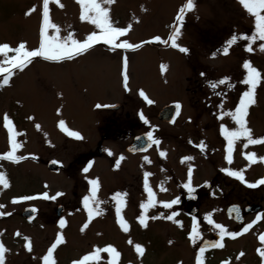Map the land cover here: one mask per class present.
Segmentation results:
<instances>
[{
  "label": "rangeland",
  "instance_id": "rangeland-1",
  "mask_svg": "<svg viewBox=\"0 0 264 264\" xmlns=\"http://www.w3.org/2000/svg\"><path fill=\"white\" fill-rule=\"evenodd\" d=\"M98 2L108 9L110 23L114 27L127 30L116 38L115 43L128 42L136 45L137 51L113 48L100 41L71 60L57 62L35 57L22 71L11 69L6 85H3V79L8 74L0 73V85H3L0 86V157L12 151L5 115L12 122L15 142L20 145L13 154L24 157L19 162L0 159V174L8 182L7 187L0 185V205L4 206L0 208V212L4 213L0 215V244L6 249L4 264H43V257L56 242L57 236H62L63 242L53 251L54 264H73V261L82 259L95 249L108 246L114 247L119 253L114 264H176L179 253L173 248L180 249L187 245L185 240L178 238L176 231L169 228L171 220L167 217L170 211H177V206L165 209L163 204L176 199L179 193L177 189H162L165 177L173 182L175 176L183 184H187L185 182L188 180L198 184L211 179V174L207 178L204 174L211 168L208 163L210 159L199 153L194 154L195 151L183 142L192 134L196 135L197 131L208 144L203 149L205 153L227 146L224 136L221 142L216 139L215 128L219 121L214 120V117L211 120L208 117L198 118L200 109L195 102L220 99L214 98V94L224 90H227L226 99L238 102L248 88L242 83L247 75L243 67L245 61H250L261 73L254 93L255 103L250 105L249 117L247 115L245 119L254 139L264 137V50L260 48L264 41L256 40L252 44L253 50L249 52L246 50L249 41L238 39L229 47L227 55L223 53V48L233 35L251 36L255 31V17L243 8L239 0H194V9L185 13L182 24H177L176 16L186 0ZM33 8L36 10L27 14ZM42 10L43 0H0V44L7 43L15 48L24 43L28 50L38 48ZM80 13L81 5L77 0H59V3L50 0V23L56 29L50 27L47 35L57 36L63 41L71 34L74 39L83 42L89 34H99V28L90 20L81 21ZM174 27L179 28L176 43L179 47L188 48L187 53H181L178 47L171 46L168 38ZM155 37L167 43L156 42ZM4 59L0 55V63ZM3 66L11 67L7 64ZM125 75L128 77L127 88ZM224 78H228L231 87L219 85L213 90L209 86L210 82ZM204 84L207 85L205 89L197 88ZM141 90L153 101L152 104L139 95ZM194 90L197 91L193 95ZM199 92L204 93L197 99ZM208 94L213 96L208 97ZM173 102L184 103L189 115L185 114L174 127H168L162 125L157 116L164 105ZM97 104H121L130 113L143 115L140 129L134 133L151 131L160 141L151 150V162L145 168L151 171L155 181H160L155 184L154 206L149 209L141 208L144 198L140 197L124 199V203L117 205L115 194L108 196L107 191L97 185L95 200L100 213L93 211L89 218L83 203L84 197L91 196L90 181L96 179L100 185L102 182L98 179L102 174L98 169L101 161L95 160L88 164L86 158L90 151L96 155L99 122L106 116L96 107ZM226 107L230 109L228 101ZM228 109L223 114L224 122L232 120ZM60 121H64V129H61ZM236 129L230 127V131ZM69 132H77L83 139H76ZM212 133L215 134L214 142L211 141ZM182 136L188 138L183 140ZM246 144V138H241L234 147H241L239 151L245 158L255 154L254 163L247 165L240 156L234 160L235 167L249 169L251 166L255 173L252 177H260L264 174V144H248L245 147ZM122 145L113 139L107 143V153L113 157V162ZM164 152L168 161L161 155ZM188 154H194L197 168L182 166L180 161L178 163L179 157ZM52 160L63 165V171L58 175L46 168L47 162ZM129 170L127 175H122L127 176L128 180L108 190L128 188L130 194L138 193V187L143 186V179L139 170L134 167ZM243 171L246 173V170ZM44 193L49 196L57 193L63 195L55 200H45ZM125 194L128 195L126 191ZM25 196L37 198L22 199ZM13 200L17 202L13 203ZM132 203L137 206L133 209L122 208ZM59 206L65 208L60 219L65 221L63 228L55 214ZM27 207L38 210V217L30 223H26L21 216ZM89 207L94 208L95 205L90 202ZM116 207L121 210L119 218L128 225L127 232L120 227ZM141 215L146 226L139 223ZM150 220L157 224L159 238ZM85 224L87 228H84ZM29 241L31 251L25 247ZM137 244L144 249L142 255L136 251ZM110 261V254L101 252L97 260L89 261L88 264H109Z\"/></svg>",
  "mask_w": 264,
  "mask_h": 264
},
{
  "label": "flooded vegetation",
  "instance_id": "flooded-vegetation-1",
  "mask_svg": "<svg viewBox=\"0 0 264 264\" xmlns=\"http://www.w3.org/2000/svg\"><path fill=\"white\" fill-rule=\"evenodd\" d=\"M205 87H207L206 84L197 88L203 90ZM196 91L197 90H194L192 94L194 95ZM202 93L204 92H199L197 99L203 95ZM232 94L233 93H231V95ZM207 96L211 97L213 94H208ZM216 97H220V99L215 100L210 98V100L205 102H198L196 100L195 103L197 108L200 109L198 118L202 119L208 117V119L211 120V118L214 117V120L219 121L215 129L217 131L216 139L217 141L221 142L223 138V135L220 132L221 125L226 126L228 130H230V127L238 128V125L235 124L233 119H228L227 122L222 120L224 117L223 114L227 113L226 110L228 109L226 107V103L227 101L229 102L230 109L228 110L229 113L230 110L232 113L234 112L235 107L238 106L240 98L238 99V102L226 99L227 90H224L221 93L218 91V93L214 94V98ZM173 104H179L180 106L178 109L179 113L176 116L174 123L160 121L159 115L162 109ZM108 106L111 107L115 105ZM109 107L100 108V112L102 114H106V116L103 121L99 122V142L96 144V155L90 151V153L86 156L88 164L89 162H94L95 160L101 161L99 163L100 166H98V169L100 172L102 171V174L98 179H101L102 182L101 185L98 184V187L100 189H105L108 196H111L112 193H125L126 191L128 195L123 196L122 200H130L134 197L144 198V202L141 204L148 202V191H151L154 201V195L156 193L155 184L160 183V181H155L151 171L145 168L149 167L147 164L149 161L151 162V150H153L154 146L158 144H153L152 147H147L148 145L146 144L148 142V131H142L141 133L137 134L134 133L136 129H140V122L142 120L141 116L127 111L125 105L119 104V108L117 109ZM162 109L159 111L160 113L158 114L157 119L160 123H162V125L164 124L168 127H174V125L178 123V120H180L185 114L186 116L189 115V112L184 108V103L181 102H173L171 104L164 105ZM249 110L250 108L248 111ZM249 114L250 112H248V117ZM196 124L197 121H195L194 127H196ZM209 129H212V127ZM195 132L197 134H192L189 138L188 136H185V138L182 136L183 140L188 138V140H185L183 143L185 145L187 144V146L192 149V151L194 150V154L199 153L204 158H207L208 160L210 159L208 163H210L211 168L208 172H204V174L206 175V178L209 174H211V179H209L208 182H201L198 184L192 183V180H188L185 183H189L193 189V191L189 193L188 188L184 187L185 184L179 182L175 176L172 175L174 177L173 182L172 179L171 182L168 181L169 177L168 180L165 177L166 180L164 182V188H162L165 189V191L177 189L179 193L176 198L178 199V203L172 206H177V211L172 210L169 212V216L171 215L173 217L169 223V228L173 231H176L175 233L178 238L185 240L187 246L180 247V249L173 248L174 251H177L180 254L177 255L179 257L177 258L176 264H184V262L187 264H196L197 254H199L201 257V264H223L225 261H227V264H264V258H262L260 255V251H264V242H262L260 239L261 236H264V186L248 188L246 184L240 182L234 177L228 176L226 172L223 171L224 169L241 171L247 182L254 183L257 180L264 178V174L260 177H252V175H255V173L252 172L253 168L251 169V166L249 167L251 171H249L248 168L245 169V167H235L234 160L235 158L241 156L247 165H252L254 163L253 160L255 159V156L254 159L250 161L243 157L242 152L239 151L241 147H234L232 161L229 163L226 159L227 146L218 151L217 149H210L208 150L207 154L204 150H201L199 145L201 142L204 143L205 147L208 144L205 143L204 139L202 138L203 135H200L197 131ZM211 136H213L211 141L214 142L215 134L212 133ZM112 139L123 144L118 149L119 152L115 155L117 158L114 162L113 157H110L107 153L108 148L106 147L107 143ZM154 139H156V137H154ZM225 144L226 142L224 145ZM193 155L188 154L186 156L179 157L178 163L180 161L182 166L189 165L193 169L194 167L197 168L198 165L195 163V157H193ZM166 156L167 154L164 152L165 159L167 158ZM187 157H192V159H186ZM166 160L168 161V158ZM133 167L136 170H139V175L143 179V186L138 187L137 190L139 192L130 194V190H127L128 188H124L125 190L112 191L113 187L121 185L123 181L128 180L127 176L122 175H127V173L130 171L129 169L132 170ZM243 170H246V173ZM145 173L150 174L147 176V191L145 190ZM177 190L175 191V194L177 193ZM136 206V203H132L125 204L122 206V208L124 209L128 207L133 209ZM172 207L168 209H172ZM237 208L240 212L239 218L236 217L235 213V209ZM206 216L211 218L214 223L224 226L228 233L238 234L235 237L225 235L221 240L218 235V230H216L207 222L205 219ZM258 216L261 218L257 219ZM194 223L199 233L195 244L189 239V234L191 233ZM249 224H251L252 227L249 228L247 232H245L244 228ZM151 225L155 231L156 237L159 238L157 224L152 222ZM217 240H219L220 243L224 245L222 248L211 247V243ZM206 244L208 246L205 248V251L200 253V247H204ZM240 253H243V255L241 256ZM237 257H239V259H237Z\"/></svg>",
  "mask_w": 264,
  "mask_h": 264
},
{
  "label": "snow or ice",
  "instance_id": "snow-or-ice-1",
  "mask_svg": "<svg viewBox=\"0 0 264 264\" xmlns=\"http://www.w3.org/2000/svg\"><path fill=\"white\" fill-rule=\"evenodd\" d=\"M55 3H59V0H53ZM77 2L81 5V13H80V19L81 21L84 20H90L91 23L96 25L97 28H99L100 32L97 34L96 32H93L89 34L86 39L83 42H80L72 37L71 34L64 38L63 41H60L57 36H49L47 35L48 29L51 27L53 29H56V26L50 23V14H49V3L50 0H43V10H42V25L40 27V41H39V47L34 50H28L26 48V45L24 43H20L17 47L12 48L9 44L4 43L0 44V55H3L5 57L4 61L0 63V73H7V78L3 79V85H6L9 82V78L11 75V69H20L21 71L27 67L28 64L32 62V59L35 57H41L44 60L48 61H61V60H71L75 56L84 54L87 50L91 49L95 43L102 41L105 44L112 45L113 48H124V49H134L137 47L136 45L130 44L128 42H124L122 44H116L115 40L117 37H120L124 35V33L127 31L123 28L114 27L110 23L109 18V11L107 8L102 6V3L98 2V0H77ZM103 3L111 4L113 3V0H103ZM239 3L243 6V8L252 16L255 17V31L251 36H237L233 35L229 41H227L226 46L223 48V53L225 55L228 54L229 47L234 44L238 39H243L249 41L248 46L246 48L247 51L251 52L252 44L256 42V40L264 41V0H239ZM60 7H63V5H60ZM195 7L194 0H186V3L183 7L180 8L179 13L176 16L177 24L183 23V18L186 12L193 10ZM36 9L30 10L29 13L31 14V11H35ZM179 33V28L174 27L173 33L169 36V41H171V46L173 48H179V51L181 53H187L189 51L186 47H179L176 43V36ZM154 40L156 42H163L167 43V41H161L160 37H155ZM261 50H264V44L260 45ZM9 53H15V55L9 56ZM126 63V62H125ZM10 65V68H5L3 65ZM244 69L247 72V75L243 79L242 83L247 85L248 88L246 91L243 92L242 96L239 99L238 106L235 107L234 112L229 113L231 115L232 119L234 120L235 124L238 125V128L236 130H228L226 126L221 125L220 132L224 136V138L227 141V156L226 159L229 163L232 161V153L234 150L235 143L241 139L246 138L247 144L245 147H247L248 144L255 145V144H264V137L254 139L252 136V130L247 127V121L246 116L248 115V109L250 105L255 103L254 99V93L258 86V83L261 79V73L252 66L250 61H245L243 64ZM164 70L162 66V71ZM201 75H204V73H201ZM127 75L124 76L125 81V87L127 88ZM0 85V86H3ZM219 85H230V82L228 81V78H224L222 80H219L217 82H210L209 86L215 90ZM140 96L144 97L145 100L149 104H152L153 101L147 98L145 96V93L141 90L139 93ZM97 108H105L109 107L108 105H102L97 104ZM177 109H179V105L176 106ZM222 118V117H221ZM141 119H144L143 115H141ZM145 123L147 121L145 120ZM5 127L8 129L9 132V140L11 142L12 151L8 152L6 155L0 157V159H6L12 162H19L20 159H23L24 157L15 156L13 153L17 148L20 147L18 143L15 142V133L13 132L12 128V122L8 119L7 115H5ZM39 127V126H37ZM60 127L61 129H64V121H60ZM70 136L75 137L76 139H83V137L77 133V132H69ZM147 139L151 144H159L160 141L154 139L152 132L147 133ZM201 150L204 149L205 145L203 142L199 145ZM161 155H164V153H161ZM255 154H250L247 156L248 160H253ZM186 159H192V157H187ZM85 172L88 171L87 168L84 169ZM223 171L226 172V174L230 177H234L240 182L246 184L248 188H257L259 186H264V178H261L257 180L254 183H249L245 180L244 175L241 171H233L229 169H224ZM150 175L149 173H145V190H148V184H147V176ZM189 177H191V170L189 171ZM91 183V196L84 197L83 203L85 208L88 210L89 218L92 217L93 211H96L97 214L100 213V209L98 206V203L95 200L96 192H97V185L98 181L92 180ZM0 185H4L5 187L8 186V182L3 174H0ZM185 188H188L189 193L193 191V189L190 187V184H185ZM63 195V193H57L55 196H49L48 193L43 194V199L45 200H55L58 196ZM125 193H116L114 200L117 205L123 203L122 197L125 196ZM37 197L34 196H25L22 199L24 200H32L36 199ZM16 200H13V203H16ZM90 202L95 205V207H89ZM178 203V199H174L171 202H167L163 204V207L165 208H171L173 205ZM154 205L153 201V194L151 191H148V202L145 204H141L142 209L150 208ZM3 205H0V208H3ZM120 207H116V214L118 218V222L120 224V227L127 232L129 230L128 225L125 224V222L120 219ZM236 217L239 218L240 212L239 209H235ZM0 215H4V213L0 212ZM10 215V213H9ZM174 215V214H173ZM156 218V217H152ZM173 217L170 215L167 217V219L171 220ZM261 217L258 216L257 219H260ZM207 222L212 225L216 230H218V235L220 239L222 240L225 235H230L232 237H235L238 233H228L224 226L218 223H214V221L209 218L205 217ZM139 223L143 226L145 225V219L144 216L141 215L139 217ZM65 225V221H60V227L63 228ZM87 224L84 225V228H87ZM252 225L249 224L244 228V231L247 232L249 228H251ZM83 231V229H82ZM18 235V234H17ZM199 233L197 231V228L195 226V223L192 227L191 233L189 234V239L195 244L197 237ZM27 239V238H26ZM261 241L264 242V236L260 237ZM63 242L62 236H57L56 242L51 245V247L47 250V255L43 257V264H54L53 261V251L56 249L57 245ZM208 245L206 244L204 247H200L199 251L200 253H203L205 251V248ZM224 245L220 243L219 240L212 242L211 247H220L222 248ZM25 247L31 251V242L29 241ZM137 253L143 254L144 249L141 245L137 244L135 246ZM6 249L2 244H0V264H4V252ZM260 251V250H258ZM106 252L110 254L112 257V261L109 262V264H114V261L117 256H119V253L116 251V249L112 246L105 247L103 249L97 248L94 252L91 254L84 255L82 259L73 261V264H88L89 261L97 260L99 258V253ZM242 256L243 253H240ZM260 255L262 258H264V251H260ZM239 259V257H237ZM196 264H201V257L199 254L196 256ZM223 264H227V261L223 262Z\"/></svg>",
  "mask_w": 264,
  "mask_h": 264
},
{
  "label": "water",
  "instance_id": "water-1",
  "mask_svg": "<svg viewBox=\"0 0 264 264\" xmlns=\"http://www.w3.org/2000/svg\"><path fill=\"white\" fill-rule=\"evenodd\" d=\"M177 105H173V106H169V107H165L162 111V113L159 116L160 121H167V122H171L173 123L174 118L176 117V115L178 114V109L176 107ZM113 108H118V106L113 107ZM148 147L151 146L150 142H147ZM62 165L59 162H55V161H51L48 163V169L49 171L58 173L61 169ZM62 212V208H59L57 211L58 217L61 216ZM36 209L35 208H27L26 211H24L22 213L23 218H25L28 221H32L33 219L36 218Z\"/></svg>",
  "mask_w": 264,
  "mask_h": 264
}]
</instances>
